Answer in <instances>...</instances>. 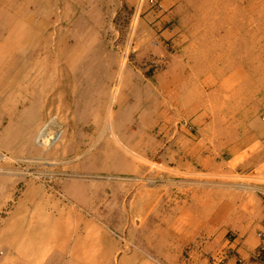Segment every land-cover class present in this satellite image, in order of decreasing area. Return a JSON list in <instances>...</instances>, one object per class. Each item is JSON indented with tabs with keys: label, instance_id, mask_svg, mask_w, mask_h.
Listing matches in <instances>:
<instances>
[{
	"label": "rangeland",
	"instance_id": "1",
	"mask_svg": "<svg viewBox=\"0 0 264 264\" xmlns=\"http://www.w3.org/2000/svg\"><path fill=\"white\" fill-rule=\"evenodd\" d=\"M21 1L0 0L8 9L0 18H17ZM48 2L45 24L26 29L24 39L11 30L13 37L0 42V64L12 50L21 59L11 61L21 69L10 78L14 90L0 88V198H9L0 216H8L10 232L0 239V264H60L61 257L99 264L103 244L119 251L108 255L117 264L139 243L154 263L147 242L164 246L167 234L155 227L161 217L153 219L164 206L144 201L150 192L164 196V184L179 180L168 166L180 160L163 155L170 127L138 125V95L116 78L129 68L162 69L169 52H177L197 63L209 56L219 68L234 56L236 84L264 86V0ZM49 63L60 75L49 77ZM173 128L195 132L196 125ZM15 233L27 244L16 245ZM42 233L48 239L32 250L31 239Z\"/></svg>",
	"mask_w": 264,
	"mask_h": 264
},
{
	"label": "crops",
	"instance_id": "2",
	"mask_svg": "<svg viewBox=\"0 0 264 264\" xmlns=\"http://www.w3.org/2000/svg\"><path fill=\"white\" fill-rule=\"evenodd\" d=\"M15 8L17 18H0V42L13 37L11 30L15 29L20 30V39L26 38V29L46 23L51 5L48 0H23ZM37 15L41 20H36ZM237 33L231 31L230 35ZM10 55L6 64H0L3 91L14 90L10 78L21 72L17 73L18 63L11 64L14 59L20 63L16 51ZM185 56L169 52L162 69L129 68L121 72L120 80L116 78L120 87L138 95L133 110L140 111L138 125L163 123L170 127L169 146L163 155L180 160V165L168 166L170 173L180 174L179 180L164 184V196L150 192L144 201L147 206H164L153 213L154 220L161 217L162 221L155 227L167 234L164 246L147 242L154 251V263L146 258L151 257L150 251L139 243L120 255L117 264H264V117L260 116L264 114V86L236 84L234 56L229 65L220 68L209 56L202 63L196 62L195 55L188 61ZM48 68L50 78L51 71L60 75L54 63ZM183 122L196 125L195 132L175 133L173 127ZM8 199L0 198V205ZM135 203L142 202L138 198ZM8 222V216H0V239L10 236ZM142 223L139 220L138 226ZM40 235L42 239H31L32 250L40 240L48 239L47 234ZM15 236L16 245L27 244L20 240V233ZM101 248L99 264H109L108 257L119 253L114 246L103 244ZM70 250L78 254L76 248ZM136 255L138 263L134 262ZM59 260L71 264L70 259Z\"/></svg>",
	"mask_w": 264,
	"mask_h": 264
}]
</instances>
